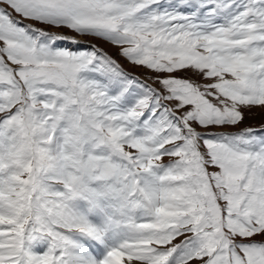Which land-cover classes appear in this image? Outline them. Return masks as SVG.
<instances>
[{
    "label": "snow or ice",
    "instance_id": "snow-or-ice-1",
    "mask_svg": "<svg viewBox=\"0 0 264 264\" xmlns=\"http://www.w3.org/2000/svg\"><path fill=\"white\" fill-rule=\"evenodd\" d=\"M0 264H264V0H0Z\"/></svg>",
    "mask_w": 264,
    "mask_h": 264
},
{
    "label": "rangeland",
    "instance_id": "rangeland-1",
    "mask_svg": "<svg viewBox=\"0 0 264 264\" xmlns=\"http://www.w3.org/2000/svg\"><path fill=\"white\" fill-rule=\"evenodd\" d=\"M94 43H100V42H95ZM101 47H104L105 50L109 51L110 54L115 55V49L110 48L108 45H100ZM127 67V65H126ZM130 71H132L134 74H140L142 72V70L139 69H129ZM262 122V118L259 114L255 115V116H248L245 120V125H258ZM243 126V125H242Z\"/></svg>",
    "mask_w": 264,
    "mask_h": 264
}]
</instances>
